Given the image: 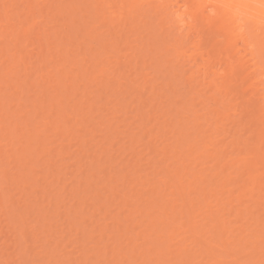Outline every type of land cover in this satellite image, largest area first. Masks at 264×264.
<instances>
[{"label": "bare ground", "instance_id": "1", "mask_svg": "<svg viewBox=\"0 0 264 264\" xmlns=\"http://www.w3.org/2000/svg\"><path fill=\"white\" fill-rule=\"evenodd\" d=\"M20 1H23V3L28 4V1H24V0H20ZM43 1L45 2V0H43ZM71 1H72L70 3L71 5L64 7V8H60L58 11V14L60 13V15H66V16H68V14L72 15L73 13H71V12H73L74 9H77L79 4L77 3V0H71ZM87 1H92L91 5H87L86 7H83V8L82 7L78 8L79 9L78 13H82V11H87V10L89 11L90 7H92L95 12L100 11L104 17L111 19L110 30L114 31L115 33L119 32L120 34H122V32H124L126 30L127 25L131 27L132 23H135V26L131 27L132 30H134L135 27H138L139 25H143V24H144L143 27L147 28L148 30L149 29L153 30L152 28L158 29V27L163 29V27H164V29H165V30L163 29L164 31H162L161 29L160 30L156 29L157 31L156 30H153V31L150 30L151 32L149 31L150 33L153 32L152 33L153 36L150 37L152 39H150V40L151 41L154 40V41L150 42L148 40L149 39L148 38L147 42H150L153 44H150V43L148 44L147 42H144L145 43L144 45L146 47L149 45L148 47L151 50L148 47L147 48L150 51L147 50L146 47H143L142 45H140V44H143L142 43L143 40L141 38H139V39H141V42L139 41L140 42L139 45L141 47L135 43H134L135 46L134 45H132L133 47L131 46V48L133 50L132 52L130 51V54H129L130 55L129 57L131 60L128 59L127 61H125V63H123L122 66H124L126 68V72H123V74L120 75L121 79L125 82L130 81L131 73L133 74L132 71H135V72L137 71V64H138V63H136L137 57L143 56L146 53V55H148V57H149V60H152L151 58L154 57L155 55L153 53L152 54L153 56H152L151 51L156 52V50H157L156 53L157 54L160 53V55H161L163 51L170 49L171 53H168L169 51H167V52L165 51L166 55L163 54L164 57H160L159 55H158L159 57L155 56L157 58L156 61L157 62L160 61L161 63L163 61L165 63V61L168 60L167 57H170L172 55V52H174L173 55L176 58V59H174L175 60L174 62L176 63V67L179 69L173 68L175 70L173 72V75L175 73V75L177 77L178 76L177 74L179 73L181 76L180 78L183 80L184 83H186L185 81H192V79L190 77L192 75H196V77L198 79L201 78L200 81L202 83H206L208 81L206 83V84H208L207 87L204 88L205 91H209L212 87H213V89H215V92H214L215 94L211 97V102L209 101L208 104L207 103H206V105L204 104L205 107L207 106V108H205V109L208 110V111L206 110L207 111L206 114H209L210 112L216 113L215 114L216 115L215 121H217V122H220L221 120H223L225 118H228L229 112H232V111H230V109L233 110L235 117L238 113H240V112H238L239 111L238 108H241L244 114L249 115V116H247L248 118H247L246 123H245L247 128L244 126L246 128V130H244V131L246 133H248V136L246 137V139L243 138L244 139L243 140L240 138H236L235 133L232 134L231 129H228V130L226 129L228 132L226 131V135H225V138L230 137V139H231V141L226 145V147L227 146H228L227 148H229V147H231V148L232 147H234V148L235 147H241L239 149V151H240V153L243 154L241 156L242 157L244 156V157H243L242 161H241V159L238 158L239 160H237V161L238 162L240 161L238 163L236 160H234V159L232 160L231 156L229 157V156L224 155V156H226L224 158V156L221 154L222 157H220V159L223 158V160H222L224 162L223 164L226 165L227 163H229L231 161V164L230 165L228 164L230 166L229 168L233 169V171L236 169L237 175L234 177L233 176L234 173L233 174L229 173L228 170L230 171V169L229 168L227 169V165H226V167L225 166L223 167L224 169L226 168L225 169V170H227L226 172H225V170H222L221 168L220 169L222 170V173L217 172V171H219V169L215 168V167H217L216 166L217 164H215L214 161L216 159H219V158H217V155H215V154L210 155L211 151L209 152V150H208V149H212V148L214 150V147H213L214 143L209 142V144H208L207 141L205 140L207 143V146H204V148L206 147V152H205V150L204 151L201 150V151L207 153L206 154L207 158L206 157L205 158L206 159L209 158V161H205V163L211 164L210 165V173L205 174L201 170V172H199V173L193 172V174H191V175L187 174V176L182 175L179 177L178 175H176V173L175 174L173 173L172 175H170L169 174L170 173L169 168H170L171 163H173V161L170 164L169 163L167 164L163 160H166L164 158H165V156H167V154H169L171 156H168V157H170L172 160L176 161L177 159L175 156V152H177L178 146H176V144H175V145H171V147H170L169 144H166V145H161L162 148H160V150H158L159 148H156L154 145L152 147L151 145L153 144L152 143L153 138L155 139L156 137H158L160 135L159 136L160 138L165 139L167 134H168V131H171L172 134H175L176 129L179 130V128H174L177 124L173 125V123L170 122L171 120H169V123L165 124V126L171 127V128L169 127L168 131L165 129L164 125H162L160 128V127H157L156 123L152 122V118H154V122H157V120H158L157 117H160L161 116L160 114H162L161 117L166 118V116L168 115L167 113L170 112L169 115L172 116V114H171L172 110L170 109L168 111L167 110L164 111V107L159 108L158 106H156L157 101L154 102L151 99L152 98L154 99V95L157 92L154 90H148L146 87L147 85L144 86V83L142 85L139 83V84L133 86V88L131 87L132 88L131 89L132 95H135L137 100H138L137 104H136L137 110H135L136 113L134 114L135 115L134 118L136 117L135 119L140 121V123L138 125H136V127L134 129L139 130L141 142L146 136L149 137V142L147 143L146 148L149 151V155L152 156V158H150L149 160L152 162L151 165H153V166H151V167L153 170L150 173H146L144 175L145 176L144 180H146L144 183H142V184H144V186L139 185L140 189L138 188V190L136 192L141 193L142 195L143 194L145 195V201L144 200L143 201L146 203V205H148L147 208L151 206L150 209L148 208L149 212L152 210H155L157 212V215H156L154 213L155 211L154 212L152 211L156 216H154V214L152 212L148 213V211L146 213H143V214H146V216L144 215V217L146 219L153 218L152 220H154V221L156 220L155 223H152L153 225L151 226V229L149 230L148 234L144 233V232H147L145 230L140 231L142 234L141 237L145 240V245L147 244L150 247L142 248L144 246V244H141V245H138V246L135 245V246L129 248V246L126 243H125L126 245H124V246L121 245V242L119 243L120 239L123 238L122 236H125L126 234L129 235L131 233V231L129 230L130 229V227H129L130 222H131V224H133V222H134L133 219L131 218V216L136 214V213L141 215L142 211H144L143 207H142L143 205L141 204L143 201L140 202V200L138 199L137 196H136L137 198L135 197V199H133L134 194L132 193L133 192L132 187H131L132 189H130V191L132 190V192H130L131 193L130 196L133 195V197H125L126 196L125 195L123 198L121 197L122 198L121 200L119 199V205H120L119 208L120 209H122L123 207H127L129 205L132 206V204H133V206H136L135 208H133V211H131L132 214H130L128 216H124L121 213L117 214V215H113V217L112 216H111V218L109 217L110 221H111L109 224L105 223L104 224L105 227L104 226L102 227L103 224L101 225L102 229H100L101 227L99 228L100 225L96 223L97 221H95V218L92 216V215H94L93 211H90L91 214L89 217H87V216L85 217L86 213L89 214L88 211L85 212L86 211L85 208H86V204H87L86 202L91 201L92 203H94V205L96 204V206H97L99 204L100 199L102 198V196L100 195L101 194L100 192L102 190H105V191L109 192L110 194H113V193L115 194L118 190L116 189V186L114 187L113 185H110L108 182H106L104 175L101 176V174L104 171H107L108 168L110 169V166L106 167L105 164H107L111 158L108 156V158H106L105 160L103 159L105 161V162H103L104 164L99 163L102 160L96 158L97 155L96 156L94 155L95 154L94 151L96 149L93 148L94 150L93 149L90 150V149H88L90 146L89 147L86 146L88 144L85 141L81 142L78 139H74L75 144L79 148H81L82 151H84L83 153H86V154H84V155H86V157L81 156L82 158L81 157L77 158V156H76L77 160L75 159L74 163L71 162L72 164H76V168L80 172V175L78 174L74 177L70 176L71 179L73 178L72 183L74 182L75 184L70 183L71 181L69 183H67V182L64 183L62 181L63 178H64L63 180H66L65 179L66 177H63L64 174L66 175V173L63 174L64 169H65L63 167L65 165L63 167L61 166L62 169H58L56 162L55 161L53 162V160H49L48 163L46 162L49 171L45 174V177H43L45 179L43 181L44 184L42 183L44 186L40 185L42 188V191H43V195L39 196V199H38V197H36L35 201L37 203L35 204L34 201L30 200V197L27 199L28 196L25 198L24 195L22 194L23 198H21V199H23V200H21V202H19V204L22 205V202H23V205H22V208H20V212H19V210H15L16 207L14 208V206L10 203H9L10 205L6 206V208L10 207L7 210L11 211L10 217L8 219L10 225L11 224L13 226H15L16 224L19 225V226L16 225V227H13V230H14V228L19 227L20 230L17 228L19 230V233H18V235L16 234L17 236H15V237L20 236V238H14V239L21 240L20 242H26L27 234H29L31 232H32L31 234L34 233L35 228L32 225V222H33V224H37L38 222L45 221L43 219L50 215L49 213L51 211L50 210L51 207H53L52 213L59 209V207L61 205L59 203L62 201H59L58 204H57V202L53 203L54 200H53L52 196L49 197V194L54 192L53 191V192L49 193L50 192L49 190L51 187L55 186V184L53 182H56L57 186L54 187V189L56 188V191L59 190L60 192H62V195H64V194L66 195L68 193L72 197H74V196L78 197L79 196L78 197L79 199L78 198L77 199L80 200L79 203L77 204L79 210H76L78 208H76V209L72 208V206L75 202L74 203L71 202L69 200V198L66 196L69 201H67L65 199V201H67V202H65V204L67 203L66 206L67 207L69 206V208H67L68 210L66 209L68 212L66 210H63V211L64 212L66 211L67 212L66 215L69 217L71 214V216H73V220L75 219L74 217H78L79 216L78 214H81L80 215V218L82 217L81 220L82 221H85V220L89 221V227H86L85 230H81L79 228L74 229V227H76V226H75L73 220H72L73 224L71 222H68V223H70L69 224L70 226L67 229L66 228L63 229V226L61 225L62 223H60L62 228H61V226H57L59 224H57L56 221L54 223L50 224V227L53 226V227H51L52 230L54 227L61 228L60 231L62 234V236H61L62 240L65 239L64 235L66 233H67L66 234L67 236H68V234H72V233L73 234L75 233V235H81L82 237L85 238L84 241L81 242V243H83L81 246L84 248L83 245L86 243V246H85V248H86L88 246V244H91L90 247L88 246L89 248L87 247L85 249V250L88 249L89 251L88 252L85 251L82 253V248H81L80 249L81 251L76 252L77 257L73 261L69 260V258H67L65 256L66 254L65 255L64 254L59 255V256H57L58 258L56 259L55 251H52V249L49 248L50 242L48 241L47 243L49 246L47 245V249H46V247H44V246H46L45 243L41 244V245H44L43 250L47 254L46 261H44L42 259L39 260L40 258L38 260H36L35 256L36 257H38V256L35 255L33 253V251H32V253H30L31 251L29 252V250L31 248L28 246H25V247L23 246V248L21 249L22 256L20 254V257H19V258H21V257L22 258H21V260H20L21 262H19V264L20 263L27 264L26 262H28V263L31 262L32 264H34V263L35 264H91V261H92L90 259L91 255L92 256L96 255L95 257L97 258V260L99 257V258H102L106 261L109 260V263H110V261H111V263L115 262L114 264H125L127 261L126 258L130 259L129 260L130 263L128 262L127 264H135L136 259L140 258V257H142L141 261H143V264H195V263H193V261H195L198 258H201V259H200V261H197L198 263H196V264H222L224 261H226V259H229L226 261V262H228L227 264H264V0H87ZM46 2H47V0H46ZM115 2L119 4V9L117 12L115 10H113ZM75 6H77V8ZM26 13H27V15H26L25 19H21V17L19 16L18 13L15 14L14 16L6 15V18H4L5 20H7L6 25H10V26L15 25V27L14 28L11 27V29H14V30L9 29L10 31L4 33L3 38H4V42L9 43V45H10L9 49L8 48L6 49V52L11 58V60H10V62L12 61L11 65L16 64V67L24 73V76H25L24 79L25 80L23 81L24 82L23 85L29 86L30 83H32L33 81H43V83H44V81H48L51 77L52 78L55 77V75L53 76L54 73L52 72V70L48 71L49 64L52 63L54 59L52 58L51 55L47 54L44 51L45 49H43V47L45 48V46L40 45L42 42H40V39L38 40L39 37L37 38V35L39 32H36V29H37L36 25H38V24H35L37 21L35 22L33 20V17L35 16L34 18L37 17L38 19H41L43 22V20L45 18L49 17L48 16L49 11L41 9L39 11V13L37 12L36 13L37 15H35L34 8H32V9L28 10ZM75 14L77 15V13H75ZM139 17H141V18H139ZM144 17H147V18L150 17L151 20H154L155 25L157 27L151 28V25H150V28H149L147 24L145 25V21L143 22V20H142ZM30 18H31V20H30ZM50 23H51L50 21H47V23L45 21L46 25L45 26L43 25V28H45V29H43L44 31L42 34L44 44L46 45L47 48H49L52 46V44H54L53 42L56 43L54 50L57 53H60L61 56L56 61V64L57 63L58 64H57V66H54V70H55L57 76L59 77V81L61 78H62L61 79L62 81H68L69 74H71V72H73V70H74L73 66L74 65L77 66V64H79L78 63L79 59H75L74 54H72V52H71V50H73L71 48V46H72L71 44L73 42H71L72 37H70V36H72L71 34H73L74 31L65 32L66 28H64L63 30L61 29L62 32H56L55 33L53 31L54 33L50 34V33H48L49 32L48 24H50ZM150 24H152V23L150 22ZM70 25L71 24H69V26ZM67 26L64 25V27H67ZM16 27H17V29H16ZM139 27H141V26H139ZM61 28H62V26H61ZM131 28H130V30H131ZM185 28H189V30L185 31ZM46 29H48V30H46ZM67 29H69V28H67ZM147 29H145V30H147ZM158 31H160V32H158ZM205 31H206V34H204ZM164 32H165V34H163ZM61 33H65V34H62V36H60ZM150 33H149V36H150ZM216 37H217V39H219V40L222 39V40L221 41L214 40ZM190 39L193 42L192 48L187 47V43L189 42ZM33 41H34V45L37 44V46H34L37 49V51L35 52L36 53L35 54L36 55L35 61H37L36 63H38L37 66H34V64H36V63H34L31 59L32 58V55L30 54L31 50H28V47L29 46L31 47L33 45V44H31V42H33ZM66 41H68V43H66ZM135 42H136V40H135ZM110 45H112V43H110ZM239 45H242L243 50L245 51L246 55H244V57L240 54ZM119 46L120 45L113 47V50L116 51L115 55L113 56L114 61H117L119 59L118 57H119V52H121V49L126 47V46H129V40H126L124 42L123 47L122 46L119 47ZM155 46L157 48L156 50H155ZM105 47H106V44H105ZM35 48L33 50H36ZM138 49H140V51H142L141 49H143V50L146 49L147 51L146 52L143 51L144 53H142ZM18 51H21L20 55H17V53H19ZM147 52L150 54H148ZM169 54H170V56H169ZM149 55H151V56H149ZM165 56H167V57L165 58ZM185 57L187 58V64L189 66V70H185L184 67L181 66V64H180L181 60ZM84 58L81 59L82 62L85 61ZM158 58H160V59L158 60ZM163 58H165V59H163ZM142 60L143 59H141L139 61L144 62ZM152 61H154L153 62L154 66L159 65V67H160V64L158 63V65H157L154 58ZM96 63L98 64L99 62H96ZM96 63L94 65H96ZM110 63H111V61L109 62V64ZM119 63L120 62L118 60V62L116 64H119ZM149 63L152 64V62H150V61H149ZM149 63H148V65L152 66ZM164 63H162V64H164ZM145 64H147V63L144 62L142 67L143 68L145 67V69H147ZM67 66L68 67L71 66V67H70V69L68 68V70H65ZM82 66H83V64L81 65V67ZM173 66H175V65H173ZM217 66H219L218 69H216ZM81 67H78V68L80 69ZM143 68H140L139 69L140 71L138 70V72L136 73L139 80L143 79V77H145L144 75L147 74V73L145 74L144 71L141 70ZM171 69H172V67H171ZM176 70L177 71L179 70L178 73L176 72ZM64 71H67L68 73H66ZM113 72H115V71H113ZM113 75H114V73H113ZM192 78H193V76H192ZM50 80L52 81V79H50ZM95 80L97 81V79H95ZM219 80L224 81V82H223V84H221L222 83L221 82L219 84V86H217L218 84L216 85L215 81H219ZM254 81H256L258 83V84L256 83L257 84L256 86H255V84H253ZM231 85L234 86L235 88L237 87V89L235 91H231L232 90V89L230 90V88L232 87ZM259 86H262V87L259 88ZM66 87H69V85H66ZM106 87H107V85H106ZM106 87L104 89H106ZM145 92L150 93L151 99L149 98L150 99L149 101H146V99L148 97L145 96L146 95ZM153 92H156V93H153ZM143 93H144V95H143ZM164 93H162V94L157 93V95L159 94V98H166V97L172 98L173 97L172 95L170 96L169 94L166 95V93L165 94ZM222 94H223V98L220 97ZM86 95H88L87 92H83V96H86ZM142 95L144 97H142ZM230 95H233V96L231 98H229ZM218 96L222 100L220 101V106L217 107L218 104L216 101V97H218ZM56 97H58V96L50 95L49 97H47V100H45L44 102L47 103L48 108L50 110H52V107L54 105L57 106L59 113H57L55 115V118L52 119V123L49 121L50 119H47L48 115L44 116L45 120L43 121L44 123H42V124H44L45 127L48 124H52L53 126H55L54 130H56V133H59L62 130L61 125H64L65 123L68 122L69 112L61 107V101L62 100L61 99L58 100V99H56ZM196 97L198 98L199 96H196ZM87 98L95 99V102H97V103L99 102V104L102 101V96H100V95L96 96V97L92 96L91 98L88 96ZM156 98L158 99V96ZM178 100L179 99H175L174 102L172 101L173 104L176 105V102ZM35 102L36 103L39 102L38 105L34 104V105H37V106H34L35 109H36V107L38 109V110L34 109V113L37 116L39 113L38 112L39 109H41L42 103L39 100L38 101L35 100L32 103H35ZM227 105H230V106H227ZM38 106H39V108H38ZM93 106H94L93 104L88 105V106H83V102H74L70 113H72L73 118H74L78 114H80L82 111H85V110L91 111ZM155 106H156V108H155ZM187 106H188V108H186L187 109L186 111H188L189 114H193L191 116H193L195 118V119H193V121H195V122L192 123L193 125L191 124V126L194 127L193 128L194 130L196 129V131L199 130V132H200V128H201L200 125L201 124L199 123V119L201 117L197 114V110L195 108H193L192 104H189ZM231 106H233V108L229 109L228 107H231ZM97 107H100V106H97ZM94 108H95V106H94ZM35 111H37V112H35ZM17 112L18 111H16V113ZM40 112H41V114L43 113L42 110H40ZM163 112H165V113H163ZM190 112H192V113H190ZM236 112H238V113L236 114ZM16 113L15 112L12 113L11 117H13ZM21 113H23V116L25 115L27 117V113L24 114L25 111L20 112V110H19V114H21ZM243 113H241V114H243ZM241 114H240V116H241ZM164 115H166V116H164ZM49 117L50 118L52 117L51 113L49 114ZM13 118H15V116ZM18 118H22V117L19 116V117H17V119ZM155 118H157V119L155 120ZM187 118H189V117H187ZM187 118H185V119H187ZM26 119L27 120L29 119L30 121L33 120V119L31 120L30 118H26ZM228 119H226V120H228ZM14 120L17 121L16 119H14ZM91 120L93 121V119H90L89 121H91ZM241 120H242V118H241ZM92 121H91V123H92ZM164 122H168V121L166 120ZM98 124H100V122H98ZM101 124L103 125V123H101ZM187 124H188V122H187ZM207 124L209 125V127L206 130L205 129L203 130V128H202V131L200 132L202 135H200V134L199 135L200 136H206V133H209V131L211 133L213 132L212 134L210 133L211 134V140H213V138H214L213 136H215L217 130L215 129V130L211 131L210 127L212 124L211 123H207ZM241 125H243V124H241ZM153 127H155L157 132L154 133V136L153 135L150 136L151 135L150 131ZM163 127H164V129H163ZM110 128H112V127L110 126ZM13 129L14 128H12V130ZM43 132H46V130L43 129L42 133ZM245 132H244V134H246ZM196 133H198V132H196ZM29 134H31V133H29ZM33 134L34 133H32V135L27 136V143L24 146V151H22V153L20 152L21 153L20 156L23 157L22 162H23V160L24 161L31 160L30 162H32V160L35 156V151H34L35 149H33L32 146H30V144L33 142V140H37L38 143L40 142V145L43 146V148L45 150H47V148H45V147H47L48 144L46 145V143L39 141V140H42L41 134L38 132V134H35L34 137H33ZM223 134H225V130L223 131ZM39 136H41L40 137L41 139L39 138ZM200 136H198V137H200ZM180 137H182V136L180 135ZM131 138H132L131 140L133 142L134 141L133 137L131 136ZM183 139H184V143H182ZM188 139H189L188 137H185V138L182 137L181 138L182 141L180 142L181 143L180 145L181 146L186 145L187 147H190V149H191V147H193V145H192V143L189 142ZM167 140H170V138L168 137ZM195 141H197V140H195ZM11 142L12 141H10V144H11ZM12 144H15V143L13 142ZM203 144H205V142H203ZM167 146H169L170 148H167ZM216 149H218V148H216ZM45 150H44V152H45ZM92 150H93V153H92ZM90 151H91V153H90ZM239 151H237V152H239ZM100 152H101V150H100ZM158 152L160 153V155L162 154V156H163V157H161L162 159L159 158V156H158L159 154H157ZM171 152H173V154ZM217 152H219V151H217ZM222 153H224V152H222ZM225 153L227 154V152H225ZM96 154H98L99 156L102 155L100 157L104 156L103 153H101V154L96 153ZM120 154H123V150ZM63 155H64L63 150L57 151V156L63 157ZM66 155H64V156H66ZM149 155H147V156H149ZM214 155L216 157H214ZM156 156H158V157L155 158ZM68 158H69V156H68ZM94 158L96 161H98V160H100V161H98V163H96ZM71 159H72V157H71ZM107 159H108V161L106 162ZM183 159L184 158H182V160ZM18 160H20V159H18ZM167 160H168V158H167ZM0 161H1V159H0ZM110 161H112V160H110ZM36 162L38 163L39 159H37ZM211 162H213V165ZM176 163L178 164V161ZM162 164H165V165L163 166ZM174 164H175V162H174ZM180 164H178V165H180ZM236 164L238 166L235 167ZM16 165L18 168L20 167L19 168L20 174H18L17 176L15 175L16 177H11V179L9 178V182H10L9 184H11L13 186L17 185V184L21 185L22 183H25V180H26L25 178L27 176L25 175L24 171L26 170L25 167L26 168L29 167L27 165V162L26 163H19V166H18V164H16ZM66 165H67V163H66ZM162 168L164 171L163 176L159 177V178H155V177L160 176L159 169H162ZM175 168L177 170V167H175ZM179 169H183V167L180 165ZM216 169H218V170L216 171ZM16 172L18 173V171H16ZM139 172H141V171L131 170L127 173V175H129L131 177V179H135L136 177H134V176L138 175ZM227 172L229 174L225 175ZM177 173H179V172H177ZM180 173L185 174L182 172H180ZM223 173H225L224 175H222L224 177L219 178V176H221L220 174H223ZM0 174L1 175H3V174L7 175L8 173L6 170L0 169ZM111 174L112 175L110 176V178H112L115 173H111ZM150 176H154V177L150 178ZM188 176H189V178H188ZM79 177L81 178L82 181L84 180V182L86 184V185L84 184L86 187L83 189L80 185V183L82 184V181L80 179H78ZM124 177H126V175ZM178 177H179V179H178ZM184 177L188 178L186 181V182H188L187 185L184 184V182L182 180ZM216 178H219L220 182L218 181L219 183L217 186H213L214 181H215V183L217 181ZM67 179H69L68 176H67ZM140 181L142 182V180H140ZM205 182H206V184H204ZM34 183H35V181L33 182L32 185H35L37 182L35 184ZM135 183H137V182H135ZM26 184H24V185H26ZM53 184H54V186H53ZM176 184H178L179 187H181V189H179L180 197H178L176 199H172V200L166 199V197L172 196L174 194L173 191L166 193L167 187L173 186V185L176 187V186H178ZM29 185H31V183ZM231 185L234 188L238 189V192H240V194L236 198H234L235 196L234 197L232 196L234 192H232V195H230L227 192L229 195H228V197H226L227 198L226 201H224L222 203H219L218 201L215 202V204L213 206L217 209V212L216 211H215V213L210 212V215H208V218H207L205 223H204V221H202V222H199V224H201V223H203V224L199 225V224H197L198 222L197 223L193 222V220L196 218L197 215L194 214V217L192 216L193 215L192 212L195 213L194 212L195 199H192L191 195H193L195 193V194L199 195V197H200V196H203L206 191H207V194L208 193L213 194V191L216 190L217 188H220V187L224 188V187L231 186ZM137 186L138 185H136L134 187H137ZM26 187H27V185L25 186V188ZM15 188L14 189L12 188V190H17V188L16 189ZM124 188L128 189L129 187L127 186ZM23 190L19 189V191H23ZM231 191H233V189H231ZM40 192H41V190H40ZM24 194L26 196V193H24ZM1 196L2 195H0V197ZM243 197H245V200L248 197L247 201H245V202H248V204L246 203V205H245V203H243V201H242ZM109 198H105V200L102 199V204H104L107 207L110 205L112 206L115 199L109 201ZM241 198H242V200H241ZM10 199H11V197L9 199H7L8 200L7 202H10ZM19 200L20 199H18V201ZM43 200H48V202H49V203L46 202L47 205L49 204V207L47 206L46 209H45L44 205H41V203L42 204L45 203V201H43ZM72 200L77 201L74 199H72ZM196 200H199V198L197 197ZM216 200L217 199H215V201ZM0 201H1V199H0ZM30 201L32 203V209L29 208L31 206L29 204ZM103 201H104V203H103ZM39 202H40V204H39ZM68 202H71V204L69 205ZM91 202H90V205L92 204ZM170 202H172L171 206H170ZM24 203H25L27 209H26ZM76 203L74 204L73 207L76 206ZM19 204H17L18 207L20 206ZM102 204L100 206L101 208H99V207L96 208L97 211H99L100 209L103 210ZM94 205L92 204L93 210H95ZM63 206L64 205L62 203L61 207L63 208ZM66 206H65V208H66ZM206 206H207L206 208H208V210H211L210 209L212 207L211 203H207ZM23 207H25V210ZM13 208H14V210H13ZM21 209H23V211ZM54 209H56V210H54ZM16 211L19 213H17ZM72 213H74V214H72ZM30 215H31V217H33V215H36V216H34V220L37 219V221H32V218H30L31 221H29ZM167 215H171L172 218H175V215H179L181 218H183V217L187 218L188 223H189L188 229L185 231L181 230L184 226L183 223H179V225H177L171 231H169L168 228L167 229L164 228L167 226H162L161 228H159L160 226L157 223L160 222L161 224L162 223L164 224L163 220L168 219V218H166ZM39 216H41V218ZM67 216H65V217H67ZM41 219H42V221H41ZM70 219H72V218L70 217ZM77 219H79V218H77ZM27 220H28V222H30V224H27L28 223V222H26ZM239 220H241L242 223L236 227L234 223L239 221ZM58 223H59V219H58ZM191 223H192V225H190ZM233 224H234V226H233ZM97 225H98V227L95 228V226H97ZM123 225H125L126 227L123 228ZM207 225H213L210 227V228H214L213 231L206 229V227H208ZM237 225H238V223H237ZM31 226H33V227H31ZM67 226L68 225H66V227ZM112 226L114 227V230L111 229L112 231H110V228H113ZM45 227H46V225L43 224V226L41 228H45ZM48 227H49V224H48ZM98 228H99V230H98ZM121 228H123V229H121ZM48 230H49V228H48ZM39 231H42V230H39ZM56 231H57V229H56ZM109 231H110V233H109ZM44 232H45V230H44ZM44 232H42V233H44ZM94 232L101 234V237L103 234H104L103 236L107 235L105 237L106 239H104V237H102V239L96 240L97 242H95L93 237H92V236H94L93 235ZM236 232H237V234H235ZM42 233H40V234H42ZM38 235L39 234H34L32 237L35 238V236H37L36 239L38 241V238H39ZM136 235L138 237H140L139 233ZM167 235L169 237L172 236L171 238L174 237V239L177 240L175 243V246H177V247L175 248V250L173 252H171L169 250L171 245L169 246V248L167 247V245L165 248L163 247L164 240L166 241V239H167L166 242L168 245L170 243V241L168 243L169 237ZM181 235H184V237L181 238L180 237ZM27 238H29V237H27ZM162 238L164 240H162L160 242V240ZM41 241H39V242L42 243ZM39 242H37V243H39ZM51 242L53 243L54 241H51ZM61 242H63V241H61ZM56 244L57 245L54 249H56L57 246L59 249V247H61V246H59V245H61V243H56ZM189 244H190V246L192 245V247L188 246ZM212 244H218V245L216 247H214V246H212ZM100 246H102V248ZM38 247H40V246L38 245L36 249H39ZM63 248L64 247H62V250H63ZM79 248L80 247L75 248V251H76V249L78 250ZM41 249H42V247H41ZM14 252H17V249ZM19 253H20V251H19ZM233 254L235 255V258H232ZM126 256H128V257H126ZM10 257H11V255H10ZM23 258H25V260ZM122 259H126V260H122ZM191 259H193V260H191Z\"/></svg>", "mask_w": 264, "mask_h": 264}, {"label": "rangeland", "instance_id": "2", "mask_svg": "<svg viewBox=\"0 0 264 264\" xmlns=\"http://www.w3.org/2000/svg\"><path fill=\"white\" fill-rule=\"evenodd\" d=\"M24 1H28V4L23 3V1H20V0H0V159H1L0 169L6 170L8 173L7 175H5L6 173L3 175L0 174V195H2L0 197V199H1V201H0V264H19V262H21L20 260L22 258V257L21 258H19V257H20V254L22 256L21 249L23 248V246L24 247L28 246L31 248V249L29 248L30 249L29 252L31 251L30 253H32V251H33V253L38 256V257L35 256L36 260H38L40 258L39 260L42 259V260L46 261L47 254L43 250L44 245H41V244L45 243L46 246H44V247H46V249H47V245H48L47 242L48 241L50 242V246L48 245L49 248H51L52 251H55L56 259L58 258L57 256L66 254L65 256L67 258H69V260L73 261L77 257L76 252L81 251L80 250L81 248H82V253L85 251H87V252L89 251L88 249L87 250H85V249L88 246L90 247L91 244H88V246L85 248V246H86V243H85L83 245L84 246V248H83L81 246L83 243H81V242H83L85 238L82 237L81 235H75V233L74 234L72 233V234H68V236H67L66 235L67 233H66L65 235L63 234L65 236V239L62 240V238H61L62 234H61L60 229L62 228V226H63V229L69 228L70 223H68V222H71L72 224L74 222V224L76 226V227H74V229L79 228L81 230H85L86 227H89V221H87V220L82 221L81 220L82 217L80 218L81 214H78L79 215L78 217H74L75 218L74 220H73V216H71V214H70V217L72 219H70V217L66 215V213L68 212L67 208H69V206L67 207L66 206L67 203L65 204V202H67L69 200L73 203L77 202L76 203L77 207L76 206L73 207L75 203L74 204L72 203L73 204L72 208L76 209V208H78L77 204L80 201V200H78L79 196L78 197L74 196L76 198L75 199L74 197H72L68 193H67L68 195L67 194L62 195V192H60L59 190L56 191V188L54 189V187L57 186L56 182H53L55 184V186L53 184L54 187H51L49 190L50 191L49 193L54 191L53 193L49 194V197L52 196V198L54 200L53 203L57 202V204H58L59 201H62L59 203L61 205H60L58 210L54 209L56 211L53 213H52L53 207H51V209H50L51 211L49 213L50 217L47 215L48 217H45L43 219L45 221L38 222L37 224H33V222H32V225L35 228L34 233L31 234L32 233L31 232V233L27 234V237H29V238L26 237V242H20L21 240L17 239L18 240L17 241L16 239H14V238H20V236L15 237L19 233V230H20L19 227H17L19 230L17 228H14V230H13V227H16V225L17 226H19V225L18 224H16L15 226H13L12 224H11L12 226L10 225L8 219L10 217L11 211L7 210L10 207L6 208V206H9L10 204H12L14 206V208L16 207L15 210H19V212H20V208H22V205H23V202H22V205L19 204V202H21V200H23V199H21V198H23L22 194L24 195L25 198L28 196L27 199L30 197V200L34 201L35 204L37 203L35 201L36 197H38V199H39V196L43 195V191H42L41 186H44L43 181L45 179L43 177H45V174L49 171L48 166H47V163L49 160H53V162L55 161L58 169H62L61 166L63 167L64 165L65 166L63 168H65V169L67 168L66 170L64 169V172L62 171L63 174L66 173V175L64 174L65 176L63 175V177H66L65 178L66 180H63L64 178L62 177L63 178L62 181L64 183H66V182L69 183L70 181H71L70 183H72L73 178L71 179V177H74L78 174L80 175V172L76 168V164H72V163H74L75 159L77 160L78 157L79 158L81 156L86 157V155H84L86 153H83L84 151H82V149L79 148L75 144L74 139H78L81 142L85 141L88 144L86 146H88V147L90 146L88 148L90 150L93 148L96 149L94 151V153H95L94 155L95 156L97 155L98 157L96 156V158L102 160V161L98 160V161H100L99 163L102 164L103 162H105L104 160L106 158H108V156L111 158V159L110 158L109 159L112 161L109 160V162L107 164H105L106 167L110 166V169L108 168L107 171H104L101 174V176L104 175L106 182H108L110 185H113L114 187L116 186V189L118 190L115 194L114 193L110 194L109 192H107L105 190H102L100 192L101 193L100 195L102 196V198L100 199L99 204L100 203L102 204V199L105 200V198L110 197L111 199L109 198V201L115 199L112 206L110 205L107 207L104 204H102L103 210H101V209L99 211L96 210L97 207L101 208L100 207L101 204L100 205L98 204L96 206V204L94 205V203H92L91 201H88L89 203L86 202L87 204L85 203L86 204V208H85L86 211L85 212L88 211L89 214L84 213L85 217L86 216L89 217L91 214L90 211H93L94 215H92V216L95 218V221H97L96 223L100 225L99 228L101 227L102 224H103L102 227L103 226L105 227L104 224L105 223L109 224L111 222L110 218H111V216L113 217V215H117V214L121 213L124 216H128V215L132 214L131 211H133V208L136 207V206H133V204H132L133 207L131 205H129L127 207H123L122 209L119 208L120 207L119 199L121 200L125 195H126L125 197H133V195L130 196L131 195L130 192H132V190H133L132 193L134 194L133 199H135V197L137 196L138 199L140 200V202L143 200L145 201V195L144 194L142 195L141 193H138L136 191L138 190L139 185L144 186V184H142L146 181V180H144L145 179L144 175L146 173H150L153 170L151 167L153 165H151L152 162L149 160L150 158H152V156L149 155V151L146 148L147 147L146 145L149 142V137L146 136L141 142L139 130L134 129L136 127V125H138L140 123V121L136 120L135 119L136 117L134 118V116H135L134 114L136 113L135 110H137L136 104H137L138 100H137L135 95H132L131 89L133 88V86H135L139 83L141 85L144 83V86L147 85L146 87L148 90H154L159 94L160 93L162 94L166 91L165 92L166 95L169 94L170 96L171 95L173 96L172 98H167V97L166 98H159V94L157 95L156 92H153L156 94L154 95V99L153 98L151 99L150 93L145 92V94H146L145 96L148 97L147 98L148 100L146 99V101H149L150 99L153 100L154 102L157 101L156 106H158L159 108L164 107V111L165 110L168 111L170 109L172 110V112H171L172 116L169 115L170 112L167 113L168 114L167 116L164 115V116H166V118L161 117L162 114H160L161 115L160 117L162 119L160 117H157L158 118L157 122H154V118H152V122L156 123L157 127H160V128L162 125H164L165 129L168 131L170 126L169 127L165 126V124L169 123V120H171L170 122H172L173 125L177 124L174 128H179V130L176 129L175 134H172L171 131H168V134H167L165 139L160 138L159 137L160 135L158 137H156L155 139L153 138V141H152L153 144L151 145L152 147L154 145L156 148H159L158 150H160V148H162L161 145L169 144V146L171 147V145L176 144V146H178V148H177L178 150H177V152H175V156L177 159L176 161L172 160L170 157H168V156H171L169 154H167V156H165L164 159H166V160H163L167 164L168 163L170 164L173 161V163H171L170 168H169V171H170L169 174L170 175H172L173 173L174 174L176 173V175H178L179 177L182 175L187 176V174L191 175V174H193V172L199 173V172H201V170L205 174L206 173L209 174L211 164L205 163V161H209V158L206 159L207 158V155H206L207 153H205L206 147L204 148V146H207V143L209 144V142L214 143V146H213L214 150L212 147H211L212 149H208L209 152L211 151L210 155L215 154V155H217V158H219V159H216L214 161L215 164H217L216 165L217 167H215V168L219 169V171H217L218 169H216L217 172L222 173V170L226 169V168L224 169L223 167L224 166L226 167V165H227V169H228L230 167L229 165L231 164V161L229 163H227L226 165L223 164L224 163L222 161L223 158L220 159V157H222V155L223 156L226 155L229 157L231 156L232 160L234 159L237 161V160L241 159V161H242L244 156L242 157L241 155H243V154L240 153V151H239V149L241 147H235V148L232 147L233 149L231 147L227 148L228 146L226 147V145L231 141V139H230V137L225 138V135H226V131L228 129H231L232 134L235 133L236 138L246 139V137L248 136V133H246L244 130H246V128H247L245 123H246V120L248 118L247 116H249V115L244 114L242 109L238 108L239 111L238 110L237 111L240 113L236 112V114L237 113L238 114L235 117L233 110L230 109V108H233V106L228 107L230 109V111H232V112H229V117H228L229 119L225 118V119L221 120L220 122L215 121V118H216L215 114L216 113L210 112L209 114H206V112L208 110L205 109V108H207V106L205 107V105H206V103L208 104L209 101L211 102V97L215 94L214 93L215 89H213V87H212L209 91H205L204 88L207 87L208 84H206V83L208 81L206 83H202L200 81L201 78L198 79L196 77V75H192L193 78H192V76L190 77L192 79V81H185L186 83H184L183 80L180 78L181 76L178 73L179 70L178 71L176 70V72L178 73V74L177 73L176 74L178 76L176 77L175 73H174V75H175L174 76L173 75V72L175 71L174 69L177 68L176 63L174 62L175 61L174 59H176L175 56L173 55L174 52H172L171 56L169 54L170 57H167L168 55L165 56V58L167 57L168 60H166V61L164 60L165 63L162 61V63H164V64H162L160 61H158V62L156 61L157 58L155 56L159 55L160 57H164L163 54L166 55L167 51H169L168 53H171L170 49L165 50L166 52L163 51L161 54L162 56H161L160 53L159 54L156 53L157 52V50H156L157 45H156L155 46L156 52L151 51V55L154 53L155 56L152 57L151 59L153 60V58H154L157 65H158V63L160 64V67H159V65L154 66V64H153L154 61L149 60L148 55H146V53H145L146 56L143 55L144 57L143 56L137 57V61H136V63H138L137 64V71L136 72L132 71L133 74L131 73L130 81L125 82L121 79L120 75L123 74V72H126V68L124 66H122L123 63H125V61H127L128 59L131 60L129 57L130 51L131 52L133 51L131 46L132 45L135 46V44H138V46L142 45L143 47H146L144 45L145 44L144 42H147L148 38H149L148 40L150 42L154 41V40H152V41L150 40V39H152L150 37L153 36L152 35L153 32L152 33H150V32L157 29V28L154 29L152 27H157V26L155 25L154 20H151L150 17H148V18L144 17L145 19L143 18L142 20H143V22L145 21V25L147 24L149 28L151 25V28L153 30H151V29L148 30L147 28H144L143 27L144 24L139 25L140 23L138 25L141 27L138 26V27H135L134 30H132L131 27L135 26V23H132L131 27L127 25L126 30L124 32H122V34H120L119 32L115 33L114 31L110 30L111 19L104 17L100 11L95 12L93 10V8L90 7L89 11L87 10V11H82V13H78L79 12L78 8H80V7L83 8V7H86L87 5H91L92 1L77 0V3L79 4L78 8H77V6H75L77 9H74L73 12H71L73 14L72 15L68 14V16L60 15V13L58 14V11L60 8H64V7L71 5L70 4L72 2L71 0H47V2H46V0H45V2L43 0H24ZM32 8H34L35 15H37L36 13L37 12L39 13V11L41 9L49 11V15H48L49 17L45 18L46 20L44 19L43 22L41 19H38L37 17L34 18L35 16L33 17V20L35 22L37 21L36 23L34 22L35 24H38V25H36L37 26L36 32H39L37 35V38L39 37L38 40L40 39V42H42L40 45L45 46V48L43 47V49H45L44 51L47 54L51 55L52 58L54 59L53 62L49 64L48 71L52 70V72L54 73L53 76L55 75V77L50 78V79H52V81L50 79L48 81H44V83H43V81H33V82L31 81L32 83H30L29 86H24L23 85L24 84L23 81L25 80L24 79L25 78L24 73L16 67V64L11 65V62H12V61L10 62L11 58L6 52V49L7 48L9 49L10 45H9V43H5L4 38H3L4 33L10 31L9 29H11V27L14 28L15 25L14 26L6 25L7 20H5L4 18H6V15L14 16L15 14L18 13L19 16L21 17V19H25L26 15H27L26 12ZM118 9H119V4L115 2L113 10H115L117 12ZM75 13H77V15ZM139 18H141V17H139ZM30 20H31V18H30ZM45 21H46V23H47V21L51 22L50 24H48V29H49L48 33H50V34H52L54 32L55 33L56 32H62V30L64 28H66L65 32L74 31V33L71 34L72 36H70V37H72L71 42H73L71 44L72 45L71 48L73 49V50H71V52H72V54H74V56H75L74 58L79 59L80 61L78 60L79 64H77V66L76 65L73 66L74 70H73V72H71V74H69L68 81H62L61 77H60L61 79L59 81V77L57 76V74L54 70V66H57V64H58V63L56 64V61L61 56L60 53H57L54 50L56 43L53 42L54 44H52V46L49 48H47L46 45L44 44L42 34L44 31L43 29H45V28H43V25L44 26L46 25ZM150 22L152 24H150ZM66 24L68 26H69V24H71V25L68 27ZM64 25L67 27H64ZM61 26H62V28H61ZM129 27L131 28V30ZM67 28H69V29H67ZM16 29H17V27H16ZM48 29H46V30H48ZM145 29H147V30H145ZM160 29L161 28L158 27L157 30H160ZM163 29H164V27H163ZM163 29H161V30L164 31L165 29L164 30ZM11 30H14V29H11ZM187 30H189V28H185V31H187ZM158 32H160V31H158ZM149 33H150V36H149ZM62 34H65V33H61L60 36H62ZM163 34H165V32ZM204 34H206V31ZM139 38H141L143 40L142 41L143 44H140L141 39H139ZM126 40H129V46H126V47L121 49V52H119V57H118L119 58L118 60L120 63L116 64L118 62V60L114 61L113 56L115 55L116 51L113 50V47H116L117 45H120L119 47H121V46L123 47V44ZM135 40H136V42L137 41L138 42L136 43ZM214 40L218 41L219 39H217V37H216ZM221 40L222 39H220L219 41H221ZM150 42H147V43L149 44ZM66 43H68V41H66ZM110 43H112V45H110ZM31 44H33V45L31 47L29 46L28 50H31V52H30V54L32 55L31 59L34 63H36L37 61H35V59H36V57H35L36 53L35 52L37 51V49L34 46H37V44L34 45V41L31 42ZM105 44H106V47H105ZM150 44H153V43H150ZM187 47L188 48L193 47V42L191 41V39L187 43ZM34 48L36 50H33ZM148 48H147V50L150 49V48L149 49ZM138 50L140 51V49H138ZM141 50L142 51H140V52H142V53H144L143 51H145V52L147 51L146 49H144V50L141 49ZM239 50H240V54L244 57V55H246V54H245V51L243 50L242 45H239ZM18 52L19 53H17V55H20L21 51H18ZM148 54H150V53H148ZM151 55H149V56H151ZM83 58L85 61L82 62L81 59H83ZM165 58H163V59H165ZM141 59H143L142 61L147 63V64H145L147 69H145V67L144 68L142 67L144 62L139 61ZM159 59L160 58H158V60ZM110 61H111V63L109 64ZM149 61L152 62V64L149 63ZM96 62H99V63L97 64ZM95 63H96V65H94ZM148 63L152 66H149ZM37 64L38 63L34 64V66H37ZM82 64H83V66L81 67ZM180 64H181V66L184 67L185 70H189V66L187 64V58L186 57L181 60ZM173 65H175V66H173ZM70 67L67 66L65 70H68V68L70 69ZM78 67H81V68L79 69ZM171 67H172V69H171ZM140 68H143L141 70L144 71L145 74L147 73L146 74L147 76L143 74L145 77H143V79H141L142 81L139 80V78L136 74ZM218 68H219V66L216 67V69H218ZM177 69H179V68H177ZM113 71H115V72H113ZM64 72L68 73L67 71H64ZM113 73L115 76L113 75ZM95 79H97V81ZM223 82L224 81L219 80V81H215V84L216 85L218 84L217 86H219V84L220 83L223 84ZM256 83H257L256 81L253 82V84H255V86L258 84V83L257 84ZM66 85H69V87H66ZM106 85H107V87H106ZM104 86L106 87V89H104L105 88ZM261 87L262 86H259V88H261ZM236 89H237V87L235 88L234 86H232L230 88L231 91H235ZM83 92H87L88 95L83 96ZM50 95L58 96V97H56V99L62 100L61 101V107L69 112L68 122L65 123L64 125H61L62 130L59 133H56V130H54L55 126H53L52 124H48L46 126L47 128L45 127L44 124H42V123H44L43 121L45 120L44 116L48 115L47 119H50L49 121L52 123V119H54L55 115L57 113H59L57 106L54 105L52 107V110H50L48 108L47 103L44 102L45 100H47V97H49ZM99 95L102 96V101L100 102V104H99V102L98 103L95 102V99L87 98L88 96L91 98L92 96L96 97ZM143 95H144V93H143ZM143 95H142V97H144ZM195 95L199 96V97L197 98ZM157 96H158L159 100L156 98ZM232 96L233 95H230L229 98H231ZM220 97L223 98V94ZM37 99L42 103V105H41V109H39V111H38L40 114L38 113V115L36 116L34 113V109H35L34 106H37L39 102H37V103L36 102L32 103V102L35 100L38 101ZM175 99H179L176 102V105L173 104ZM221 100L222 99H220L219 96L216 97V101L218 104L217 107L220 106ZM74 102H83V106H88V105L93 104L95 106V108L93 106L91 111H87V110L82 111L80 114H78L76 117L73 118V115L70 112H71V109H72ZM34 104H37V105H34ZM189 104L193 105V108H195L197 110V114L201 117L199 119V123L202 125V126L200 125V127H201L200 132L202 131V128H203V130L204 129L206 130L209 127V125L207 123L212 124V125L210 124L211 125V127H210L211 131H213L215 129L217 130L215 136H213L214 137L213 140H211V134L213 132L211 133L209 131V133H206V136H207L206 137V136H200L202 134L199 132V130L196 131V129L195 130L193 129L194 127L191 126V124L195 122V121H193V119H195V118L193 116H191L193 114H189L188 111H186L187 110L186 108H188L187 105H189ZM39 106H38V108H39ZM97 106H100V107H97ZM156 106H155V108H156ZM227 106H230V105H227ZM36 109H37V107H36ZM19 110H20V112L25 111L24 114L27 113V117L25 115L23 116V113L19 114ZM40 110L43 111L42 114H41ZM16 111H18V112L16 113ZM14 112L16 113L14 115L15 118H13L14 116L11 117V114ZM35 112H37V111H35ZM50 113L52 114L51 118L49 117ZM163 113H165V112H163ZM190 113H192V112H190ZM241 113H243V114H241ZM240 114H241V116H240ZM19 116L22 118L17 119V117H19ZM25 117L30 118L31 120L33 119V120L32 121H30L29 119L27 120ZM187 117H189V118H187ZM240 117L242 118V120L243 119L244 120L242 121ZM157 118H155V120ZM185 118H187V119H185ZM14 119H16L17 121H15ZM90 119H93V121L91 120L92 123H91V121H89ZM226 119H228V120H226ZM166 120L168 122H164ZM98 122H100V124H98ZM187 122H188V124H187ZM101 123H103V125ZM239 124L240 125L243 124V125L240 126ZM110 126L112 128H110ZM164 127H163V129H164ZM12 128H14V129L12 130ZM43 129H45L46 132L42 133ZM224 130H225V134H223ZM38 132L42 136V137L39 136V138L40 137L42 138V140H39V141L46 143V145L48 144V146L45 148H47V150L48 149L49 150L48 151L45 150L43 148V146L40 145V142L38 143L37 140H33V142L30 144V146H32V148L35 149L34 150L35 156H34V158L32 157L33 158L32 162H30L31 160H27V161L23 160V162H22L23 157L20 155H21L22 151H24V146L27 143V136L32 135V133H34L33 134V137H34L35 134H38ZM155 132H157V130L155 129V127H153L150 131V134H151L150 136H152V135L154 136ZM196 132H198V133H196ZM244 132L246 134H244ZM29 133H31V134H29ZM179 134L183 138H185V137L189 138L188 139L189 142L192 143V145H193V147H191V149H190V147H187L186 145L185 146L180 145L181 144L180 142L182 141L181 140L182 137H180ZM131 136L133 137V140H134L133 142L131 140L132 139ZM198 136H200V137H198ZM168 137L170 138V140H167ZM195 140H197V141H195ZM205 140L207 141V143ZM10 141H12L11 144H10ZM202 141L205 142L206 145L203 144ZM13 142L15 144H12ZM182 143H184V139H183ZM169 146H167V148H170ZM216 148H218V149H216ZM235 149L239 152H237ZM44 150H45V152H44ZM59 150H63L64 155H66V154L67 155L66 156L63 155L64 158L57 156V151H59ZM93 150H92V153H93ZM100 150H101V152H100ZM122 150H123V154H120L122 152ZM201 150L202 151L205 150V152H202ZM217 151H219V152H217ZM222 152H224V153H222ZM225 152H227V154ZM90 153H91V151H90ZM96 153H99V154L103 153V155L105 157L104 156L100 157L102 155L99 156ZM171 153L173 154V152H171ZM157 154H159L158 155L159 158L162 159L161 158V157H163L162 154L160 155L159 152ZM147 155H149V156H147ZM215 155H214V157H216ZM68 156L70 159L68 158ZM76 156H77V158H76ZM158 156H156L155 158H157ZM226 156H224V158ZM71 157H72V159H71ZM36 158L39 159L38 163L36 162V160H37ZM167 158H168V160H167ZM182 158H184V159L182 160ZM18 159H20V160H18ZM94 160H95V158H94ZM98 161H96V163H98ZM107 161H108V159L106 160V162ZM177 161H178V164L181 163L180 165L183 167V169H179L180 165H178L176 163ZM26 162H27V165L29 167L26 168L24 166L26 169L24 171V173L27 176L26 178L24 177L26 179V180L24 179L25 183H22L21 185L17 184L14 186L9 184L10 183L9 178L11 179V177H16L18 174H20L19 173L20 167L18 168L16 164H18V166H19V163H26ZM174 162H175V164H174ZM66 163H67V165H66ZM211 163L213 165V162H211ZM162 165L164 166L165 164H162ZM236 166H238V165L236 164L235 167ZM175 167H177V170ZM131 170H133V171L139 170L141 172H139L138 175L134 176V177H136L135 179H131V177L129 175H127V173ZM16 171H18V173ZM226 171L227 170H225V172ZM177 172H179V173H177ZM180 172L185 173V174H181ZM228 172L232 173V174L234 173L233 174L234 177L237 175L236 169L234 171H233V169H230V171L228 170ZM228 172L226 174L225 173L220 174L221 176H219V178H223L224 176H222V175H224V174L227 175V174H229ZM111 173H115L112 178H110V176L112 175ZM159 174H160V176L155 177V178H159V177L163 176V174H164L163 168L159 169ZM125 175H126V177H124ZM67 176L69 179H67ZM153 177L154 176H150V178H153ZM179 177H178V179H179ZM188 178H189V176H188ZM188 178L184 177L182 179L184 184H186V185L188 184V182H186ZM219 178H216V180H217L216 183H215V181H214V183L212 182L214 184L213 186L218 185V183L220 182ZM78 179L81 180L80 177ZM140 180H142V182ZM34 181H35V183L36 182L38 183V184L34 183L36 186L32 185ZM135 182H137V183H135ZM30 183H31V185H29ZM24 184L27 185L26 188H25L26 185H24ZM72 184H75V183L73 182ZM84 184H85V182L83 180L82 184L80 183L82 189L86 187L85 186L86 184L85 185ZM204 184H206V182ZM136 185H138V186L134 187ZM176 185H178V184H176ZM127 186L129 188L125 189L124 187H127ZM15 187L17 188V190H12V188L14 189ZM232 187L233 186L231 185V186H227L224 188H221V187L217 188L216 190L213 191V194H210V193L207 194V191H206L205 194L203 196H200V197H199V195H197L195 193L193 195H191V198L195 199V206H194V212L195 213L192 212V214H193L192 216L194 217V214L198 216V217L196 216V218L193 220V222H196V223L198 222L197 224H199V222L204 221V223H205L207 218H208V215H210V212H213V213H215V211L217 212V209L213 206L215 204V202L218 201L219 203H222V202L226 201V199H227L226 197H228L229 194L232 195V192H234L232 196L233 197L235 196L234 198H236L240 194V192H238V189H236L234 187L232 188ZM19 189L20 190L24 189V190L19 191ZM130 189H132V190L130 191ZM179 189H181V187H179V185L176 187L174 185L168 186L166 189V193L173 191L174 194L172 196L166 197V199L172 200V199H176V198L180 197ZM231 189H233V191H231ZM40 190H41V192H40ZM24 193H26V196ZM66 196L69 198V200ZM10 197H11L10 202H7L8 201L7 199H9ZM70 197L74 200H77V201H73ZM197 197L199 198V200H196ZM18 199H20V200L18 201ZM65 199L67 201H65ZM215 199H217V200L215 201ZM247 199H248V197L246 198V200H245V197H243V200L241 198V200L243 201V203H245V205H246V203L248 204V202H245V201H247ZM15 201L16 202L18 201V202L16 203ZM43 201H45V203H43V204L41 203V205H44V207L46 209L47 206L49 207V204L47 205V203H49V202H48V200H43ZM144 201L141 203L143 205L142 207L144 210V211H142L141 215L136 213V214L131 216V218L134 221L133 224H131V222H130V226H129L130 229L129 230L131 231V233L129 235L126 234L125 236H122L123 238L120 239V241H119V243L121 242L122 246L127 244L130 248V247H133L135 245L138 246V245L144 244V246L142 248L150 247L147 244H146L147 246L145 245V240L141 237L142 234L140 231L145 230L147 232H144V233H146V234L149 233V230L151 229V226L153 225L152 223H155L156 220L155 221L152 220L153 218L146 219L144 217V215L146 216V214H143V213H146L147 211H148V213H150L152 211L154 212L155 210H152L149 212V209L151 206L148 207L149 208L148 209L147 208L148 205H146V203ZM40 202H39V204H40ZM71 202H68V204L70 205ZM90 202L94 205L95 210H93L92 204L90 205ZM62 203L64 205L63 206L64 209L61 207ZM103 203H104V201H103ZM207 203H211V205H212V207L210 208L211 210H208V208H206ZM17 204H19L20 206L18 207ZM29 204L31 205L29 208L32 209L31 201ZM171 204H172V202H170V206H171ZM24 205H25V203H24ZM65 206H66V208H65ZM25 207H26V205H25ZM25 207H23L24 210H25ZM14 208H13V210H14ZM26 209H27V207H26ZM21 210L23 211V209H21ZM63 210H66L67 212L66 211L64 212ZM76 210H79V208ZM19 212H17V213H19ZM154 213L157 215L156 211ZM72 214H74V213H72ZM155 214H154V216H156ZM31 215H30L29 219L32 218V221H37V219L34 220V216H36V215H33V217H31ZM65 216H67V217H65ZM39 217L41 218V216H39ZM77 218H79V219H77ZM166 218H168V219L166 220L164 218L165 220H163L165 225L163 223L161 224L160 222L157 223L160 226L159 228H161L162 226H167L164 228L165 229L168 228L169 231H171L177 225H179V223H183L184 226L181 229L183 231L187 230L189 227L188 226V224H189L188 219L185 217L181 218L179 215H175V218H172L171 215H167ZM58 219H59V223H58ZM72 220H73V222H72ZM29 221H31V219ZM41 221H42V219H41ZM55 221L57 222V224H59L57 226H61V225L62 226H61V228L58 227L59 229L57 227H54L52 230L51 227H53V226L50 227V224L54 223ZM239 221L234 223L236 227L242 223L241 220H239ZM26 222H28V220ZM60 223H62V224L60 225ZM237 223H238V225H237ZM27 224H30V222H28ZM43 224L46 225L45 228H41L43 226ZM48 224H49V227H48ZM201 224H203V223H201ZM201 224H199V225H201ZM234 224H233V226H234ZM66 225H68V226L66 227ZM190 225H192V223ZM33 226H31V227H33ZM207 226L208 227H206V229L213 231L214 228H210L213 225H207ZM47 227L49 228V230ZM96 227H98V225L95 226V228ZM102 227L100 229H102ZM124 227H126V226L123 225V228ZM55 228L57 229V231L58 230L59 231L57 232ZM99 228H98V230H99ZM123 228H121V229H123ZM111 229L114 230V227L110 228V231H112ZM39 230H42V231H39ZM44 230H45V232H44ZM110 231H109V233H110ZM42 232H44V233H42ZM97 232H94L93 233L94 236H92L95 242H97L96 240L102 239V237H104V239H106L105 237L107 235L103 236L104 235L103 234L101 237V234H98ZM40 233H42V234H40ZM138 233L140 234V237H138L136 235ZM34 234H39L38 235L39 236L38 241L36 239L37 236H35V238L32 237ZM235 234H237V232ZM171 237H169V240H168V243L170 241L169 245L166 242L167 239L165 241L162 238L160 240V242L162 240H164V242H163L164 248L166 247V245L168 248L171 245L169 250L171 252H173L175 250V248L177 247V246H175V243L177 240H175L174 237L173 238H171ZM180 237L182 238V237H184V235H181ZM39 241H41L42 243H40ZM51 241H54L53 242L54 244ZM61 241H63V242H61ZM37 242H39V243H37ZM56 243H61V245H59V246H61V247H59V249H58V246L56 249H54L57 245ZM38 245L40 247H38L39 249H36ZM217 245L218 244H212V246H214V247H216ZM188 246H190V244ZM41 247H42V249H41ZM62 247H64L63 250H62ZM78 247H80V248L78 250L76 249V251H75V248H78ZM100 247L102 248V246H100ZM190 247H192V245ZM16 249H17V252H14V251H16ZM19 251H20V253H19ZM10 255L12 258L10 257ZM95 256L96 255L90 256L91 257L90 259L92 260L91 264H112V263L114 264L115 263V262L111 263V261L109 263V260L106 261V260L99 258L97 256L98 260H99L98 261ZM233 256H232V258H235L234 254H233ZM126 257H128V256H126ZM141 258L142 257L137 258L135 261V264H143V261H141ZM23 259L25 260V258H23ZM126 259H127V261L125 264H127L128 262L130 263V261H129L130 259H128V258H126ZM126 259H122V260H126ZM200 259L201 258L196 259L195 261H193V263H195V264L198 263L197 261H200ZM191 260H193V259H191ZM227 260H229V259H226V261ZM226 261H224L222 264H227L228 262H226ZM26 263L32 264L31 262L30 263L26 262ZM20 264H22V263H20Z\"/></svg>", "mask_w": 264, "mask_h": 264}]
</instances>
